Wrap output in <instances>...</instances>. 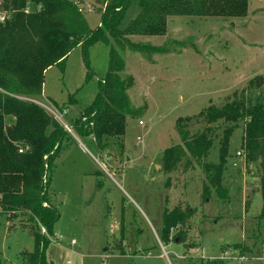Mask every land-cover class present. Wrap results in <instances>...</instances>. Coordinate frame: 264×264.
<instances>
[{
	"label": "rangeland",
	"instance_id": "obj_1",
	"mask_svg": "<svg viewBox=\"0 0 264 264\" xmlns=\"http://www.w3.org/2000/svg\"><path fill=\"white\" fill-rule=\"evenodd\" d=\"M78 1L89 27H99L100 6L94 0ZM248 2L242 18L175 17L168 22L167 37H131L171 51L122 52L123 75L134 77L129 96L135 110L127 116L124 149L120 140L111 138L101 152L93 136L73 129L97 96L111 47L103 42L91 47L93 76L88 80L80 46L63 67L47 70L43 92L34 100L70 133L52 174L50 200L60 219L46 249L51 264H264L261 168L245 159L246 122L239 121L231 138L224 174L227 198L215 190L203 197V164L218 162L225 123L215 125L214 146L201 163L186 168L180 162L170 174L163 163L165 150L182 143L180 118H194L188 129L195 133L208 126L198 118L208 107H221L246 89L249 95L259 93L249 85L256 75L264 77V0ZM139 11L135 0L120 27L126 28ZM70 96L74 105L68 102ZM166 209L189 212L184 224L171 228L167 240ZM26 220L0 211V264H24L23 252L34 251Z\"/></svg>",
	"mask_w": 264,
	"mask_h": 264
},
{
	"label": "trees",
	"instance_id": "obj_2",
	"mask_svg": "<svg viewBox=\"0 0 264 264\" xmlns=\"http://www.w3.org/2000/svg\"><path fill=\"white\" fill-rule=\"evenodd\" d=\"M134 1L94 0L103 16L100 26L91 29L78 0H0V9L11 15L7 22L0 23V211L27 219L23 224L34 236L35 249L23 252L24 264H51L46 249L60 219L50 200L52 174L56 158L67 148L70 138L68 130L34 100L43 92L47 70L63 67L71 51L80 46L88 80L93 76L89 71L91 47L98 42L111 47L108 70L99 80L97 96L76 119L73 129L82 136H93L101 152L108 148L111 138L120 140L119 147L124 149L127 116L135 110L129 96L134 77L123 75L126 63L122 52L129 49L149 55L171 51L132 41L131 37L164 36L169 19L175 16L242 18L249 6L248 0H138L139 14L122 29L121 23ZM249 86L259 93L249 95L246 89L223 106L213 105L201 112L198 118L208 124L203 130L191 133L188 126L194 118H180L177 126L182 143L164 152L167 174L180 162L186 168L194 161L201 163L214 146L215 125L226 124L218 162L203 164L205 199L213 190L220 198L229 196L224 174L231 138L239 121H245V159L249 164H260L264 201V90H257V86H264V77L251 80ZM68 102L74 105L76 100L70 96ZM188 215L179 209H166V240L171 228L184 224Z\"/></svg>",
	"mask_w": 264,
	"mask_h": 264
},
{
	"label": "built area",
	"instance_id": "obj_3",
	"mask_svg": "<svg viewBox=\"0 0 264 264\" xmlns=\"http://www.w3.org/2000/svg\"><path fill=\"white\" fill-rule=\"evenodd\" d=\"M10 18H11V15H10V13H9L8 11H6V10H1V9H0V23H5V22H7ZM139 124H140V125H144V122H143V121H140ZM138 140H141V138L139 137ZM20 152H23V150L20 149ZM237 155H238V156H241V152H237ZM43 231L45 232L44 229H43ZM240 260H242V259L240 258Z\"/></svg>",
	"mask_w": 264,
	"mask_h": 264
},
{
	"label": "crops",
	"instance_id": "obj_4",
	"mask_svg": "<svg viewBox=\"0 0 264 264\" xmlns=\"http://www.w3.org/2000/svg\"><path fill=\"white\" fill-rule=\"evenodd\" d=\"M141 9V8H140ZM140 12V11H139ZM139 14V13H138ZM175 17H181V19L182 18H186V17H188V18H193V17H189V16H175ZM175 17H172V18H170L169 19V21L171 20V22L170 23H172V21L173 20H175ZM171 30H172V28H171ZM168 32V31H167ZM173 32V31H172ZM169 35V34H168ZM177 35V34H176ZM164 36H166V35H164ZM167 37V36H166ZM158 46V45H157ZM257 76H260V75H256L255 77H257ZM255 77H253V78H251L250 80H252V79H254Z\"/></svg>",
	"mask_w": 264,
	"mask_h": 264
},
{
	"label": "flooded vegetation",
	"instance_id": "obj_5",
	"mask_svg": "<svg viewBox=\"0 0 264 264\" xmlns=\"http://www.w3.org/2000/svg\"><path fill=\"white\" fill-rule=\"evenodd\" d=\"M177 239H179V238H176L175 240H177Z\"/></svg>",
	"mask_w": 264,
	"mask_h": 264
},
{
	"label": "water",
	"instance_id": "obj_6",
	"mask_svg": "<svg viewBox=\"0 0 264 264\" xmlns=\"http://www.w3.org/2000/svg\"><path fill=\"white\" fill-rule=\"evenodd\" d=\"M176 241H179V239H177Z\"/></svg>",
	"mask_w": 264,
	"mask_h": 264
}]
</instances>
